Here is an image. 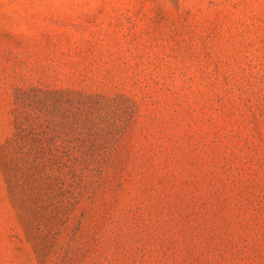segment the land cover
Listing matches in <instances>:
<instances>
[{"label": "rangeland", "instance_id": "374dc122", "mask_svg": "<svg viewBox=\"0 0 264 264\" xmlns=\"http://www.w3.org/2000/svg\"><path fill=\"white\" fill-rule=\"evenodd\" d=\"M0 264H264V0H0Z\"/></svg>", "mask_w": 264, "mask_h": 264}]
</instances>
